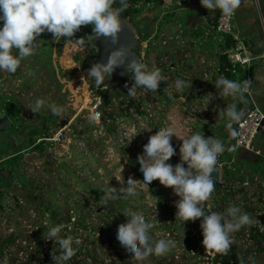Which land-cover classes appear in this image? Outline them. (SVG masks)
<instances>
[{
	"label": "rangeland",
	"instance_id": "374dc122",
	"mask_svg": "<svg viewBox=\"0 0 264 264\" xmlns=\"http://www.w3.org/2000/svg\"><path fill=\"white\" fill-rule=\"evenodd\" d=\"M158 4L139 0L141 13L134 19H126L137 35L135 51L149 69H159L165 77L155 93L138 89L135 98L128 96L125 84L131 86L133 82L130 73H125V81L118 80L113 85H107L110 77L106 76L105 85L93 89L91 79L82 70L93 64L98 51L87 41L83 45L77 41L92 34V27L88 29L87 26H81V30L86 31L84 36L78 31L73 38H60L59 42L53 40L51 33H42L35 41L34 54L21 61L16 73L0 71V118L10 120V126L0 131V156L15 155L1 164L0 262L5 258L11 264H53L54 242L44 239V226L62 224L65 226L62 234L81 240L79 246L74 245L81 252L76 259L80 264H110L112 261L116 264H158V261L164 264H215L214 253L207 251L200 242L203 239L200 223H195L188 235L160 227L165 221L176 220L175 213H166L164 206L175 205L179 197L159 180L153 181L149 187L144 184L136 197L107 204L101 201L104 188L126 186L129 177L142 180L137 157L143 154L144 145L155 131L172 125L177 136L200 132L206 138L215 137L226 144L227 120L218 117L219 110L232 103L243 111L250 106L249 95L240 101L219 95L217 89L211 92L213 98H204L209 94L207 81L213 82L221 77L217 65L207 66V59L201 61L202 57H195V64L185 60L191 57L185 52H194L187 30L180 28L177 32L179 24L185 23L181 19L173 21L171 18L177 19L178 15L169 9L158 8ZM177 7L179 5L175 4L174 8ZM164 11H167L164 15L167 25L163 26L161 21L158 29L152 28L157 26L154 18L161 17ZM172 26L176 32L172 31ZM151 28L153 30L149 33ZM140 31L147 32L146 40ZM176 42L179 49L175 48ZM73 68L77 69L75 74L64 76ZM176 79L185 80L189 87L177 92ZM37 98L43 99L45 106L35 114L29 108ZM104 99H110L111 103L105 105ZM132 100L141 104L140 110L144 114H140L136 105L127 109ZM3 101L21 106L19 116L5 114ZM96 102L106 115L115 114L114 119L108 120L112 126L106 131L102 129L101 120H96L98 114L91 109ZM51 104L62 109L59 116L51 113L48 108ZM141 124L152 130L143 131ZM62 128H66L62 141L49 140ZM257 137L259 140L264 135ZM171 142L177 154L169 163L175 165L180 162L179 145L182 141L173 135ZM240 161L238 154L225 151L219 155L218 166L222 165L224 186L205 202L207 211L223 212L230 204H236L251 217L256 214L253 212L259 199L251 200L247 196L251 191L236 183L239 173L235 174L233 170H239L237 164ZM225 170L229 173L222 177ZM115 175L120 176L121 184ZM231 184L236 187L233 191L230 190ZM258 191L255 189L252 193ZM127 208L140 212L148 222L156 225L150 232L155 231L157 239L175 241L176 246L171 250L174 256L169 251L164 254H168L166 257L150 255L144 261H137L126 253L116 236L118 226L127 221V217L120 216ZM52 212L56 213L55 217ZM84 217L89 225L87 229L79 223ZM242 232L244 230L231 234L234 243L244 239ZM9 237L15 240L6 245L5 240ZM192 243H196V249L191 251ZM40 244L46 258L44 254H37ZM208 253L212 256L210 260ZM67 264H73V260Z\"/></svg>",
	"mask_w": 264,
	"mask_h": 264
},
{
	"label": "clouds",
	"instance_id": "9594fccd",
	"mask_svg": "<svg viewBox=\"0 0 264 264\" xmlns=\"http://www.w3.org/2000/svg\"><path fill=\"white\" fill-rule=\"evenodd\" d=\"M170 3L171 0H164L165 6ZM200 3L208 10L218 9L223 16L231 17L239 8L241 0H200ZM128 7L129 0H0V71L16 73L21 61L34 54L37 47L35 41L45 32L51 33L53 40L59 42L60 38H73L81 26L92 25V34L86 39H77L78 43L83 45L87 41L92 44L95 40L110 38L112 44H119L120 33L126 26V21L121 17ZM117 68H124L125 73H130L133 82L131 86L125 84V88L127 95L133 98L138 89H143L145 93L157 92L161 81L165 79L159 69H149L128 45L112 49L106 60L94 63L88 69L87 77L91 80L94 78L95 85L101 86L104 85L105 77H112ZM250 84L251 80L237 82L223 76L214 83L219 95L240 101L245 100ZM174 86L177 92H183L189 84L183 79H176ZM213 97L209 93L204 98L210 100ZM44 106L45 101L37 98L29 109L38 114ZM48 108L53 115L61 114L62 109L55 104L48 105ZM243 116L244 111L232 103L219 110L218 117L226 118L230 135L236 137L238 132L234 124L240 122ZM141 127L143 131L152 130L143 124ZM173 135L182 141L179 145L180 162L175 165L169 163L177 154L171 142ZM226 150L234 151L235 146L226 147L222 140L206 138L200 132L180 137L172 125H166L148 138L143 154L137 157L142 180L129 177L126 186L104 188L102 191L105 195L101 201L107 204L109 201L136 197L144 184L149 187L153 181L159 180L161 185L171 187L179 197L175 201L176 221L185 224L200 219L202 244L206 250L227 253L234 243L231 234L250 225L252 217L236 204H230L223 212L212 209L206 212L204 209V202L210 199L215 190L216 178L212 174L215 172L219 177L218 157ZM114 178L121 184L119 175ZM122 214L127 217V221L118 226L116 238L126 253L137 261H144L150 255H164L175 248L174 240L154 239L150 235L154 224L148 222L140 212L127 208ZM44 227V239L54 242L53 264H67L76 254L74 245L79 246L81 240L62 234L65 227L62 224H45ZM0 264H6V261Z\"/></svg>",
	"mask_w": 264,
	"mask_h": 264
},
{
	"label": "crops",
	"instance_id": "0c3cea01",
	"mask_svg": "<svg viewBox=\"0 0 264 264\" xmlns=\"http://www.w3.org/2000/svg\"><path fill=\"white\" fill-rule=\"evenodd\" d=\"M151 1L156 6L159 3L158 8L162 7L164 10L169 9L170 12L177 14V19L171 18L173 21L175 20L176 22L181 19V21L185 23V25H177V32L180 28H183V30L186 29L189 36V43L191 42L190 46H194L193 53H191L190 50L185 52L191 56L189 59L185 60L191 64H195V57L197 59L202 57L201 61L205 58L207 59V66L214 63L217 65L218 72L221 76L225 77L220 72V66L222 64L221 53L226 51L224 49L226 44V35L216 31L214 22L219 10H208L204 8L201 5L200 0H191L189 4H178L176 0H171V3L167 6L164 5V0ZM175 4L179 5V7L174 8ZM235 12L236 17L234 24L236 29L246 39L251 52L254 55L261 56L252 62L251 91L256 103L264 108V0H241L239 8ZM166 13L167 11H164L161 14V17L154 18V25L157 26H152V28L158 29V24L161 21H163V26L167 25L166 20L164 19V15ZM152 28L148 30H153ZM171 29L173 32H176V28L173 26ZM149 33H151V31ZM177 35V37H179V34ZM175 44L177 45H175V48L179 49V43L176 42ZM214 54H216L215 57ZM241 75L242 74H240L238 79L241 78ZM215 81L216 80L213 82L207 81V93H211L216 90L214 85ZM262 134L264 135V131L261 135ZM224 138L226 147L234 146V143H231L234 137L230 135L229 130L228 133L224 132ZM256 139L253 141L252 149L250 150H226L233 155L238 154L241 157V161L237 164L239 166V170L236 171L232 169L235 174L239 173L237 174L236 183L242 184L246 190L251 191L247 194L251 200H255L256 197L259 199L256 203L257 208L255 207V211L253 212V214L256 213L252 217L253 222L247 226L251 229V237L247 238L245 232H242V235L244 233V239L238 241L237 243H233L237 252L236 264H253V262L254 264H264V137L259 138V140ZM256 165H258L257 170ZM255 189L259 190L257 194L252 193ZM245 198L247 199V197ZM261 218H263V220H261ZM244 229L245 227H242L239 231H243ZM209 255L210 257L207 258L210 260L212 259V256L211 254ZM250 257L252 258L251 260L249 259Z\"/></svg>",
	"mask_w": 264,
	"mask_h": 264
},
{
	"label": "built area",
	"instance_id": "2783aa9c",
	"mask_svg": "<svg viewBox=\"0 0 264 264\" xmlns=\"http://www.w3.org/2000/svg\"><path fill=\"white\" fill-rule=\"evenodd\" d=\"M176 2L178 4H182V3L189 4L191 0H176ZM235 17H236V12L231 17L223 16L221 13L215 25V29L219 33L230 35L233 41L235 42V44L229 49H226L224 53L227 55V58L233 67L237 68L238 70L241 69L243 71L244 77L241 80L237 81V82H243L244 80L252 79V75H251L252 62L255 59L260 58L261 56L254 55L251 52L246 39L235 27L234 24ZM246 95H249L251 97L250 106L244 112V116L242 120L235 124V130L238 132V135L234 137V142H233L235 149H241V150L252 149L253 141L256 139V137L259 134H261L264 131V125H263L264 111L258 105V103H256V101L252 96L251 84L249 85V92ZM92 102L93 100L91 101V103ZM99 108H100L99 102H96L91 107L92 111L95 114H98V117L96 116V120L99 121L101 120V122L103 123L102 129L106 131L109 124L107 122L108 120H110V118H108L107 116L106 118H104L103 110ZM65 131L66 128L60 129V131H58L52 137H50L49 140L53 142L62 141L63 138H65V133H64ZM12 156L15 155L11 154L8 156H2V157L0 156V164L4 163L5 160L10 159ZM244 232L247 238L251 237V231L248 227L244 229Z\"/></svg>",
	"mask_w": 264,
	"mask_h": 264
},
{
	"label": "trees",
	"instance_id": "16d2710c",
	"mask_svg": "<svg viewBox=\"0 0 264 264\" xmlns=\"http://www.w3.org/2000/svg\"><path fill=\"white\" fill-rule=\"evenodd\" d=\"M138 1L139 0H129V7H128V9L124 13H122V18L123 19H125V20L126 19H134L135 16H138L141 13L142 10L140 9V7L138 5ZM148 1H151V0H148ZM220 15H221V12L219 10V12L217 13V16H216V18L214 20L215 25H216L217 20L220 17ZM91 27H92V25H87V28L88 29H91ZM85 32L86 31L84 29L83 30L80 29V33H81L82 36L85 35ZM91 32H92V29H91ZM139 33L144 36L145 40L147 39V37H148V35L146 34L147 32L144 33L143 31H140ZM225 35H226V37H225L226 44H225L224 49L226 50V49H229L230 47H232L235 44V42L233 41V39H232V37L230 35H227V34H225ZM221 59H222V64L220 66V72L226 78H228L230 80H233V81H239V80H241L244 77L243 71L241 69L238 70L237 68L233 67L232 64L230 63V61L228 60L227 55L225 53H223V52L221 53ZM76 72H77V69L76 68H73V69L67 70L64 73V76H70V75L75 74ZM240 74H242L241 75V78L238 79L239 76H240ZM105 83L106 82L104 81V85H105ZM101 86H103V85H101ZM91 87L93 89H95V88H98L100 86L95 85V83L93 82L92 85H91ZM110 103H111V100L110 99H104V104L105 105H109ZM135 105L137 106V110L140 112V114H144V112L140 110V105L141 104L140 103H136L135 100L130 101V103L127 105V109H130L131 107H134ZM260 107H261V105H260ZM261 108L264 111V108L263 107H261ZM2 109L4 110V113L5 114H13L14 116H17L18 117L19 114H20V111H21V106L16 105V103H13V102L12 103H9L7 101H3V103H2ZM103 116L104 117L107 116L110 119H114L113 117L115 116V114L109 113L108 115H106L105 112L103 111ZM78 118L79 117H77V119ZM111 126H112L111 124H108V127H111ZM82 132H86V129H82ZM1 166L2 165L0 164V172L2 170V167ZM185 167H186V165H185ZM228 173H229V170L223 171L222 177H224V175H228ZM214 184H215V190L213 192H217V193L220 192L221 189H222V187L224 186V182L223 181H220V182H215L214 181ZM234 188H236L235 187V184H231L230 185V190L233 191ZM237 191L240 192L242 190L241 189H237ZM231 198H232V196H231ZM0 208H1V206H0ZM206 208H207V205L204 202V209L207 212V209ZM164 209L166 210L165 212L166 213H169V214H173V213L176 214V211H177L175 205H173V206L171 205V206H168V207L167 206H164ZM55 214H56L55 212H52V216L53 217H55ZM120 216L122 218H125V216L123 214H121ZM144 218L146 220H148V218L146 216H144ZM85 219H86V217L81 218L79 220V223L82 226V228L87 229L89 227V225L86 223V220ZM200 222H201V220L198 219L195 222H193V221H187L184 224L181 221L172 220L169 223L167 221H165L160 227L162 229H164V230L171 229L172 228V230H173L172 232L178 231L179 233H183V234L186 233L188 235L189 234V229L191 227H193L194 225H196L195 223H200ZM154 226H156V225H154ZM250 231H251V229H250ZM150 234H151V236H153L154 239H157L155 231H151ZM14 240L15 239L13 237H9V238H7L5 240V244L6 245H11L14 242ZM202 241H203V239H202ZM202 241H200V242H202ZM235 248L236 247L234 246V244H232L227 253H216L215 251H212V250H209V251L211 253H214L213 260H214V263L215 264H219V263L220 264L221 263H225V264H236L237 252H236ZM194 249H196V243H192V245L190 247V250L191 251L194 250ZM42 252H44V247H43L42 244H40L39 245V250H38V253L37 254H40V255L44 254V257L46 258V254L45 253H42ZM79 252L80 251H76V254L71 258V260H73V264H80V262L76 261ZM169 253H171V256H174L173 251H170ZM167 255H163V256L166 257ZM208 256H210V255H208ZM110 264H116V261H112ZM158 264H164V263L162 261H158ZM193 264H199V263L198 262L197 263L194 262Z\"/></svg>",
	"mask_w": 264,
	"mask_h": 264
},
{
	"label": "water",
	"instance_id": "95a60500",
	"mask_svg": "<svg viewBox=\"0 0 264 264\" xmlns=\"http://www.w3.org/2000/svg\"><path fill=\"white\" fill-rule=\"evenodd\" d=\"M122 20L126 21L123 18H122ZM136 39H137L136 33L134 32V30L131 28V26L126 21V26H125L124 30L120 33V43L119 44H116V45L112 44L110 38H108V39L101 38V39L95 40L94 43H92L97 48V51H98L97 57L94 60L93 64L96 63V62H100L102 60H106L109 52L112 49L121 47L122 45H128L130 50L132 51V53L136 57H138L140 60H142L141 56L135 51ZM92 65H90V66L86 67L85 69H83L82 72L87 75L88 69ZM118 80H121V81H125L126 80L125 69L124 68H117L113 72L112 77H110V81L107 83V85H113ZM93 82H94V78H93V80H91V84ZM263 125H264V121H263ZM9 126H10V120L7 117L0 118V131L6 130ZM218 168H219V177H218V174L215 173V172L212 174V176L214 178H216L215 182H220L221 181V167L218 166ZM261 220H263V218H261ZM5 261H6V264H11L5 258L1 259V262H5Z\"/></svg>",
	"mask_w": 264,
	"mask_h": 264
}]
</instances>
